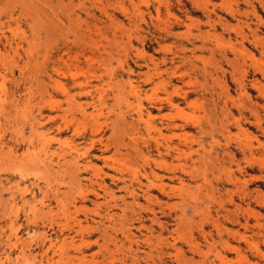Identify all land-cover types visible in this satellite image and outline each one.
Segmentation results:
<instances>
[{
    "label": "rangeland",
    "instance_id": "obj_1",
    "mask_svg": "<svg viewBox=\"0 0 264 264\" xmlns=\"http://www.w3.org/2000/svg\"><path fill=\"white\" fill-rule=\"evenodd\" d=\"M157 1L175 2L0 0V264H40L42 259L45 264L43 253L49 247L52 249L47 254L53 257L54 264H202V261L204 264H264V133L255 126L253 114L259 112L264 128V50H261L264 48V26L255 24V16L264 20V0H181L183 13L187 12L195 22L193 19L186 21L185 26L176 29L177 37L173 38L167 37L164 31L171 20L164 8L160 9V19L156 20ZM194 2L208 8L215 5L222 18L226 13L220 10L221 6L239 10L236 19H225L230 29L222 31L217 27L215 38L207 41L211 51L197 49L190 53L192 46L188 43L185 52L179 48L181 41L186 42L185 38L195 41L210 30L203 26L204 18ZM170 14L179 12L174 8ZM109 15L113 20L108 19ZM238 25L248 36L243 43ZM251 31L255 32L254 37ZM196 42L199 47L201 43ZM64 52L71 57L77 55L79 63L58 64V56ZM219 52H224L227 59L221 58ZM183 54L187 60L182 59ZM150 57L157 62L165 57L166 64L159 65L157 71L154 66L147 65ZM54 68L58 69L57 74ZM172 69L175 76L170 74ZM168 82L185 92V97L179 100L182 122L202 129V133L198 129L186 132L189 134L186 156L180 163L174 161L172 164L173 167L180 164L187 172L182 176L185 187L177 197L159 196L161 206L149 205L165 226L163 232L152 226L150 246L142 238L147 232L140 230L139 233L138 229L131 230L135 235L132 240L136 239L138 245L126 240L112 242L110 238L115 236L121 239V224L127 223L121 219L120 209L128 204L124 211L126 218L131 214L134 218L138 213L136 205L147 204L140 197L136 184L134 189L139 198L134 202L120 189L124 185L122 182H113L108 177L122 176L127 185L132 179L127 169L121 175L104 169L108 175L100 178L104 179L107 193L112 192L113 197L99 192L103 197L89 196L82 201L78 193L90 188L86 181L90 174L80 172L77 177L80 181L75 178L78 184L68 176V166L75 156L71 144L79 146L78 149L85 146L73 132L78 129L88 136L101 126L104 141L113 138L110 136L112 126L121 125L124 115L126 123L130 122L135 116L132 109L136 107L130 96L131 105L119 99L117 102L115 99L120 97L117 93L123 90L126 93L130 83L145 86L148 97L163 98L165 95L160 88ZM240 83L246 88L245 94L239 89ZM58 84L64 86L74 100H67L57 89ZM86 91L91 95H79ZM100 96L102 101L97 103ZM140 102L148 108L145 95ZM79 107L85 108L87 114L95 113V118L83 117ZM67 108L68 111L62 113L61 110ZM226 112L234 117L243 113L244 131L233 122H226ZM58 114L63 119L58 118ZM52 117L53 121L48 120ZM59 126L62 129L58 131ZM226 147L234 155L232 162L222 152ZM27 150L40 157L34 160L39 171H33L34 165L31 171L26 170ZM113 152L111 146L104 155L109 157ZM94 154L99 155L98 152ZM128 158V168L143 164L140 157L137 161ZM41 163L49 165L48 171ZM96 164L101 165V162ZM236 164L240 165L241 173ZM229 169H233L240 181L246 182L236 186L227 183L224 172ZM176 174H181L180 170L177 169ZM25 187L27 190L23 192ZM130 204H136L134 213ZM195 204L197 209L187 210L182 224H177L174 218L180 209ZM35 213L37 218H33ZM79 222L85 230H80ZM144 224L151 225L147 218ZM105 227L107 231L104 232ZM160 233L163 236L157 242ZM166 242L175 243L182 254L175 256V249L168 247L161 262L156 250ZM226 243L236 247L237 252L226 248ZM216 253L223 256V262L218 260Z\"/></svg>",
    "mask_w": 264,
    "mask_h": 264
},
{
    "label": "bare ground",
    "instance_id": "obj_2",
    "mask_svg": "<svg viewBox=\"0 0 264 264\" xmlns=\"http://www.w3.org/2000/svg\"><path fill=\"white\" fill-rule=\"evenodd\" d=\"M198 2H201V0L198 1ZM194 6L201 11V14H202V16L204 18L203 26L204 27H208V30L209 29L210 30L207 31L206 33L203 32V33H205V35L203 37H201L202 35L200 34L201 36L199 35L198 37H196L195 38L196 40L194 39L195 41L186 40V38H185L186 42L181 41L179 43V45H180L179 48L181 49L182 52H185V50L187 49L186 48V45H187L186 43H188L189 45L192 46V49L188 48V49H191V51L189 50L190 53H193L197 49H199L200 51L204 50V49L211 51L210 47H208L206 45L207 41L210 38H215V36H216V28L217 27L221 28L222 31H226V30L230 29L231 27H230L229 22L227 20H228V18L236 19V16L240 15L239 10L232 9V7H227V6L224 7L225 5L221 6L220 10L222 12L224 11V13H226L224 18H222L221 16L218 15L215 5H212L211 8H208L207 5H205V4H198L197 2L196 3L194 2ZM120 7H121V10H122V8H123V10L125 9L122 6H120ZM183 7H184V4L182 3L181 0H175V2L157 1V6H155V8H154V11H155V14H156V18H157L156 20L160 19V9L161 8H164L166 10V12L168 13L169 19H171L170 20L171 22L170 21L167 22V26L165 27L166 30H164V31H166L167 37H172V38L175 37V36L177 37L176 29L185 26L186 25V21L193 19V18L190 19V16L187 15V12L183 13L184 12L183 11ZM174 8L177 10V12H179V14H177V15L170 14L171 10H173ZM107 17H108L109 20H113L112 19V17H113L112 15H109ZM225 19H227V20H225ZM193 20L195 22V18ZM193 20H191V21H193ZM255 21H256L255 24H256L257 27L264 26V20L261 17L255 16ZM194 22H191V23H194ZM237 22L238 23H240V22L242 23V21H239V19H237ZM243 24L245 25V23H243ZM115 25L117 26L118 24H115ZM119 25H121V23ZM238 26H240V25H238ZM246 26H247V29H249V25L246 24ZM163 28H162V30H163ZM255 30H256V28H255ZM251 33H252L251 37H254L255 36V32L251 31ZM1 35H2V33H1ZM190 37H191V35H190ZM239 37H240V39H241L240 41H242V43H243L244 40H246L248 38L247 34L246 33L244 34L243 31L241 30V26H240ZM0 39H1V37H0ZM197 40L201 43L199 47L196 45V43H197L196 41ZM11 48H13V47H11ZM242 49H244V48H242ZM67 50H69V49H67ZM261 50L263 52L264 48H261ZM219 53H220V57L221 58L227 59V55L224 52L223 53L219 52ZM65 56H66V60H64ZM182 59L183 60H185V59L187 60L185 54H183ZM78 60H79V58H78L77 55H74L73 57H71V56H68V52H66V53L64 52L63 55L58 56V64L62 63V64H66L68 66L70 64L75 65V64L79 63ZM149 64L154 66V68L158 71V70H160L159 65H165L166 64V58L163 57L160 61L157 62V60H155L153 57H150L149 60H148V64L147 65H149ZM54 73L55 74L58 73V69L57 68L56 69L54 68ZM170 74H171V76L172 75L175 76V71L172 69ZM148 82H149V79H146V83H148ZM54 84L56 85L57 82L54 81ZM163 84L164 85L162 86V88H160V89H162V91L164 92V95H165L163 98H161V97L160 98H158V97H155V98L148 97V96H146L147 92L145 91V88H143L145 86H142V85H134L133 86L130 83L128 84V91L126 93H124L125 90L121 91L120 93H117V95H120V97L118 96L119 98L115 99L117 102H120L119 100H121L122 103L127 104V105H131L132 103L129 102V99H128V97L130 96L134 100V102H136V107H134L132 109L134 111L135 116L131 119L130 122L127 121V123H126L125 115L124 116L122 115L123 117L122 118L120 117L121 118L120 119L121 120V125L114 124L112 126V130H111L112 132H111L110 136L113 137V138H108L107 140L104 141L103 135H101L102 133H104L102 128H101V126H98L96 129H94L90 133V135H88V136H86L85 134L81 133L78 129L74 130V132H73L74 136H76L78 139L83 140V142L85 143V146L81 145L82 148L78 149L79 146L77 148V146H74V144H71V145H73V146H71V149H72V151L75 152V156H74V158H72V161H71L72 163L69 164V166H68V176L70 177L71 180H74L75 178L79 177L78 175H79L80 172L85 173V174H90L89 177L86 178V181L90 184L89 185L90 188L85 190V191H81L80 190L79 193H78V196H79V198L82 201L87 200L89 196H92V197H94L96 199H98L100 197H103V196H101V194L99 192H103L104 195H108L110 198L113 197L114 194H112V192L107 193L108 191H107V188H106V186L104 184V179H101L100 177L101 176L104 177V176L108 175L104 171V169H108L109 171H112V172H114L117 175H121L125 171V169H127L126 171L129 170L130 172L129 171L128 172L131 173V177H132V179L130 178L131 181L127 185L125 184L126 182L124 181V179H123L124 177H122V176L117 177L116 175H110L109 174L110 176H108V177L113 182H115V181L116 182H122L124 185L120 189L124 190V192L128 196H130L134 202L137 201V199L139 198L138 193H136V189L139 190L141 192L140 197L143 198V200L147 204V205H143V204L142 205H138L139 204L138 202H137L138 203L137 205L136 204H132V205L130 204V207H133L132 208V213H134V208H135L134 206L135 205L138 208V211H137L138 213L136 214L137 217L134 216V218H133L132 214H131V216L129 218H126L127 216L125 215L124 211L126 210L125 208L127 206H129L128 204H125L124 208L120 209L121 212H123L122 213L123 216H121L122 217L121 219H123L125 222H127L126 224L129 225L130 227L133 226V228H130V227L128 228L126 226V224H124V223L121 224L122 225L121 229H120V230H122L121 231V239L118 240V237L115 236L114 238H110L112 240V242L113 241H116V242L119 241L118 243H122L123 240H126V241H129L130 243L131 242H135V244L138 245L139 243L136 242V239H135V241L132 240V238H135V235L131 234V230L132 229H136V230L138 229L139 233L141 232L140 230H145L147 232L145 235L143 234L142 238L146 239L147 243H149L148 245L150 246V244H151L150 243V238H151L152 233H153V227L152 226L155 225V226L159 227L160 232H163L165 226H164V223H162V221L160 220V218L156 217V211L153 208H149V205L150 204H155V205L161 206V204H160V202L158 200L159 196H161V197L163 196V197H167V198L171 197L172 198V197H174L176 195V197H177L179 195V193H181V191L183 192V189L185 187L184 180H183L182 176L186 175L187 172L185 171L184 167H182L180 164H177L174 167L172 166V164H173L174 161L180 163L182 158L186 156L185 155V147H186V143H187L186 141H187V138H188L187 135H189L186 132H188V130L198 129V131L200 133H202V129L199 126H196L195 124L192 125V124H189L186 121L182 122V120L180 119L181 118V114H182V108H181V101H179V100H181V99H183L185 97V92L182 91L181 87H179V86H177L175 84H172L170 82L163 83ZM160 85H162V84H160ZM78 86H82V85L79 84ZM253 86L255 88L259 89L256 84H254ZM57 87H58L57 89H60V91L66 96L67 100H69V101L74 100V96L69 94V91L66 90L64 88V86H62V85L59 86V84H58ZM87 87H89V86H87ZM254 87H253V89H254ZM225 89H224V91H226ZM239 89H240V91L242 93H244V94L246 93V88H245L244 84L240 83ZM225 93H227V91ZM79 95L88 96V95H91V92L86 91L83 94H79ZM144 95H145V102L148 103V108H145L143 103L140 102ZM117 99H119V100H117ZM101 101H102V97L100 96L97 99L96 102L97 103H101ZM57 104H58V102H57ZM50 106L52 108V105H50ZM127 107H130V106H127ZM260 109L261 108H259L258 110H260ZM255 110H257V109H255ZM61 111H62V113H65L66 111H68V108L65 109V110H61ZM154 111L156 112V114H153ZM38 112H39V115H41V111L39 109H38ZM79 112L85 118L86 117L95 118V116H96L95 113L93 114L92 112L87 114L86 109L85 108H81V107H79ZM251 112H253V111L251 110L250 113ZM255 112L253 113L254 117H255V126H257L258 129L263 130L262 132L264 133V128L261 127V123L263 122V119L261 118V116H260L258 111H255ZM122 114H124V113H122ZM56 116H58V118H60V119L62 118V115L58 114ZM243 116H244L243 113H239L238 117H234V116H232L230 114V112H226L225 113V120H226L227 123L233 122L234 123L233 125H235L241 131H244V129L242 128V120L244 119ZM48 120L53 121L54 118L52 117V118H50ZM66 123L67 122H65L63 124L65 128H66ZM207 124H209V122ZM61 129L62 128L59 126L58 127V131L61 130ZM228 136H230V135H228ZM106 138H107V136H106ZM52 140H55V139L52 138ZM58 140H59V138H58ZM73 140H70V142H73ZM56 141H57V138H56ZM65 142L67 144L66 140H65ZM258 143H259V146H262L261 141H259ZM68 146L70 148V144H68ZM111 146L113 148V151H114L113 153L114 154H112V155L110 154L109 157L105 156L104 154L110 151ZM122 150L125 151V153ZM144 150H145V152H144ZM227 150H229V148L226 147V148L222 149V152L224 153L226 158H229V160L232 162V159L234 158L233 157L234 155L231 153V151L229 152ZM94 152H98L99 155L98 154H94ZM50 153H52V152L50 151ZM145 153L147 155H145ZM195 153H198V151H195ZM46 154H47V152L45 150L44 151V156H46ZM52 154H51V156H52ZM65 154H67V153H65ZM152 154L155 156L154 158L150 157V155H152ZM118 156H120V158ZM221 156H223V155H221ZM128 157H133L135 159L140 157L139 159L142 160L143 164L140 167H134V168L129 167L130 168L129 169L127 166H129L128 162L131 159L129 160ZM35 158L38 159L40 157L36 153L31 154L29 152L28 158H27L28 160H25L26 161L25 165H26V168H27L26 170L31 171V169H32L31 165H34L33 166L34 167L33 171H34V169L36 171H39L40 167H38V164L34 163ZM127 158H128L129 161L127 160ZM209 158H211V157H209ZM41 160L43 162V159H41ZM63 161H65V160H63ZM136 161H137V159H136ZM212 161H213V159H212ZM257 161H258V159H257ZM80 162H82V163H80ZM96 162L97 163L101 162V165L96 164ZM136 163H138V162H136ZM79 164H81V165L79 166ZM136 165H138V164H136ZM48 166L49 165L46 166V170L47 171H48V169H47ZM239 166L240 165L236 164L237 171L239 173H241V168ZM177 169L180 170L181 174H176ZM232 170L229 169V170H225V172H224L225 173L224 174V178L226 179L227 183L236 186L237 184H241V183H245L246 182L245 180L244 181H240V179L235 176V172L232 171ZM221 171H222V169H221ZM89 172H91V173H89ZM28 173L30 174V172H27V174ZM27 174H25V175H27ZM72 176L74 178H72ZM24 178H25V176H24ZM94 178L96 179L95 181L93 180ZM77 180H78V178H77ZM78 181H80V180H78ZM78 181H76V179H75V182H77V183H75V182L74 183L78 184ZM174 183L177 184V185H174ZM70 184H72V183H70ZM135 184H136V189H134V185ZM94 185H96L95 186L96 188H94ZM68 189H71V187L68 188ZM26 190H27V187H25L23 192H26ZM154 191L157 192V195L153 194ZM122 201H124V200L122 199ZM184 201H185V199H184ZM166 205L168 206V204H166ZM196 209H197L196 204L195 205L185 206L183 209L181 208L180 211H179V215L176 214V216L174 218L177 221V224H180V223L182 224V221L184 219L183 216L186 214L187 210L195 211ZM49 210L52 211V209H49ZM34 212H35V210H34ZM143 213H146V214H143ZM33 218H37V213H35L33 215ZM145 218H147V220H149L151 225L146 226L144 224V219ZM28 219H27V221H28ZM229 221H231V219ZM33 222L34 221H32V223ZM110 222H111V219H110ZM129 222H130V224H128ZM134 223L137 224L136 227H134ZM78 226H79L81 231L85 230V228L81 227V223L80 222H79ZM105 230L107 231L106 227L104 228V232H105ZM175 233H177V232H175ZM238 235L240 236L241 239H245V237L242 236L241 234H238ZM161 236H163V235L160 233L159 236L156 238L157 242H158V238L160 240ZM179 238H180V236H179ZM144 239H143V242L141 241L142 243L145 242ZM162 239L166 240L164 238H162ZM171 243L169 244L168 242H166L164 244V247H162V246H160L158 244L159 247H157L156 253H157L158 260H160L161 262H163V257L165 256V254L167 252L166 250L168 249V247H171V248L175 249V251H176L175 252L176 253L175 256L179 255L180 252L182 254V251L178 250L175 247V243H173V244H171ZM115 245H116V243H115ZM189 245H191V248H193V246H192L193 244L192 243L189 244ZM225 247L228 248L229 250H232V251L234 250V251L237 252L236 247L232 246L229 243H226ZM51 249L52 248L49 247L43 253L44 257L46 258L45 264H54L52 262L53 261V259H52L53 257L49 258L48 254H47V252L49 250H51ZM195 249H198V247L196 246ZM145 254H147V257H150V258L152 257V255H150L149 253H145ZM169 254H171V252ZM183 256H184V254H183ZM41 257H43V256H41ZM217 258H218V260L220 262H223V256L222 255L217 254ZM141 260H142V258H141ZM184 260H186V259H184ZM42 261H43V259L39 263L41 264ZM176 262H177V260H176ZM192 262H194V260L193 261L191 260V263ZM200 263L204 264L205 262L202 261ZM42 264H44V263H42ZM120 264H122V263H120ZM133 264H136V263H133Z\"/></svg>",
    "mask_w": 264,
    "mask_h": 264
}]
</instances>
